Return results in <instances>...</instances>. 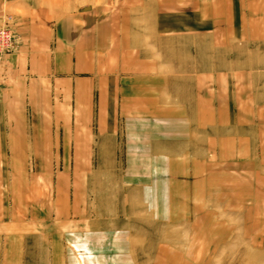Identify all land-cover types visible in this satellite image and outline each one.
<instances>
[{
	"label": "rangeland",
	"instance_id": "1",
	"mask_svg": "<svg viewBox=\"0 0 264 264\" xmlns=\"http://www.w3.org/2000/svg\"><path fill=\"white\" fill-rule=\"evenodd\" d=\"M52 1L59 36L65 20L82 29L81 18L106 7L137 26V11L152 3ZM207 2L177 0L174 29L213 31ZM226 2L230 27L264 32V0ZM16 21L0 13L17 41L0 63L23 43ZM261 38L218 48L220 36L192 37L175 56L194 68L171 70L192 97L171 104L169 118L105 113L95 92L77 100L74 84L55 76L31 94L36 110L26 92L20 105L1 101L0 264H264Z\"/></svg>",
	"mask_w": 264,
	"mask_h": 264
},
{
	"label": "crops",
	"instance_id": "2",
	"mask_svg": "<svg viewBox=\"0 0 264 264\" xmlns=\"http://www.w3.org/2000/svg\"><path fill=\"white\" fill-rule=\"evenodd\" d=\"M226 1L212 3L209 0L202 5L207 18L203 22L212 19L215 22L210 24L213 31L206 27L201 33L193 27H186L185 32L180 33L181 29H174L173 25H178L177 0H152L148 13L139 8L134 18L137 26L131 23L129 12L127 20L124 18L118 23L116 15L102 12L107 7L101 11L92 10L81 18L80 34L70 43L59 36L57 28L61 17V10L57 8L60 1L0 0V13L4 10L16 15L17 30L23 37L20 50L7 55L0 63V103L7 100L11 104L13 96L20 105L26 98L22 93L34 94L37 85H45L46 76H55L70 88L74 84L77 100L87 95L91 102L92 92H95L99 107L105 113H113L117 107L116 111L124 117L169 118L176 115L171 104L191 100L192 95L188 96L184 88H179V83L185 86L187 81L179 82L177 72L172 74L171 70L194 68L193 64L180 62L175 56L177 52L188 51L187 46L194 43L192 37H201L203 43L205 37L207 40L210 36H220L222 42H214L218 48H226L230 37H264L259 28L255 32L251 30L250 34L242 29L244 33L239 34L238 29L230 27L226 17L230 8ZM102 13L107 16L100 18ZM197 42L200 44L199 40ZM28 99L31 110H36L32 105V100L36 99L34 95Z\"/></svg>",
	"mask_w": 264,
	"mask_h": 264
},
{
	"label": "built area",
	"instance_id": "3",
	"mask_svg": "<svg viewBox=\"0 0 264 264\" xmlns=\"http://www.w3.org/2000/svg\"><path fill=\"white\" fill-rule=\"evenodd\" d=\"M17 41L11 27L5 23L0 26V58L7 52L16 48Z\"/></svg>",
	"mask_w": 264,
	"mask_h": 264
},
{
	"label": "water",
	"instance_id": "4",
	"mask_svg": "<svg viewBox=\"0 0 264 264\" xmlns=\"http://www.w3.org/2000/svg\"><path fill=\"white\" fill-rule=\"evenodd\" d=\"M80 34V25L71 20L61 23V37L67 42H74Z\"/></svg>",
	"mask_w": 264,
	"mask_h": 264
}]
</instances>
